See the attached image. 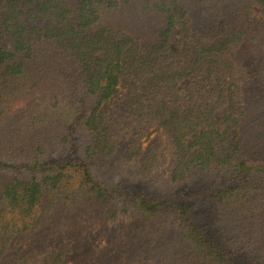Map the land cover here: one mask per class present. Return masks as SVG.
Wrapping results in <instances>:
<instances>
[{
    "label": "trees",
    "instance_id": "1",
    "mask_svg": "<svg viewBox=\"0 0 264 264\" xmlns=\"http://www.w3.org/2000/svg\"><path fill=\"white\" fill-rule=\"evenodd\" d=\"M260 93L264 0H0V264H117L131 245L154 264H264V154L241 150ZM167 151L164 192L102 179L114 159L147 179ZM198 188L235 237L201 227ZM123 215L108 262L86 240L115 239Z\"/></svg>",
    "mask_w": 264,
    "mask_h": 264
},
{
    "label": "rangeland",
    "instance_id": "2",
    "mask_svg": "<svg viewBox=\"0 0 264 264\" xmlns=\"http://www.w3.org/2000/svg\"><path fill=\"white\" fill-rule=\"evenodd\" d=\"M255 15L260 16L262 11L259 8L254 10ZM138 18L136 19V21ZM193 21V17H192ZM126 31L130 32L133 35H139L145 41L151 39L153 35L152 26L149 28L142 29V24L138 22H131L130 25H127ZM174 47V44H173ZM252 63H250V67L247 70L252 69ZM254 89V85L250 83L249 91ZM261 94V93H260ZM263 97V94L259 96H252V98L258 99V103L253 105L254 107L249 109V115L251 117L250 121L252 122L250 131L247 133L248 139L245 144L241 145L242 152H247L248 155H252V145H259L260 149L257 151V155L261 156L264 154V100L259 102V100ZM28 102L20 101L15 105L11 106L8 110H6L3 118L6 123V127L10 126V122L13 117L19 115L22 111H24L28 107ZM261 109V110H259ZM11 127V126H10ZM237 131L239 137L237 141H240L244 138L245 134V125H244V117H242L239 121ZM244 152V153H245ZM167 151L162 157L158 159V162L155 165V171L153 174L147 179H134L133 178V170L127 166H125L118 159H114L110 170L106 173L102 174V179L106 181L109 185L114 183H118L122 178H127L131 181V184L134 183L136 187L147 190L148 188H153L154 191L158 193L164 192L167 190L166 181L167 177L171 172L173 161L172 156L168 154ZM186 200L192 205V209L194 211L195 216L199 217L200 215V225L202 228L206 229L207 232L213 234L215 241L220 242L222 240V236L227 235L229 237H235L236 228L232 223H219L214 219L211 215L210 208L204 202V200L200 199V188L194 189L189 194H185ZM206 214V215H204ZM207 216V218H205ZM117 234L115 239L109 237L104 238V235H94V237H89L86 240V247L88 246L92 250L99 251L98 253L102 254L103 257H109V261L114 257V246H124L125 242L129 239V234L133 231V222L131 217L123 215L120 220L116 222V229L114 230ZM112 240L114 246H107L109 241ZM106 250L101 251L106 248ZM222 248V247H221ZM152 248L147 246H128L125 247V250L120 253V257L117 259V264H154L153 259L154 256H151ZM231 257V256H229ZM232 261L234 260V264H257L254 256H251L250 253L242 252L239 256L231 257Z\"/></svg>",
    "mask_w": 264,
    "mask_h": 264
}]
</instances>
